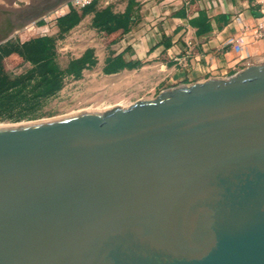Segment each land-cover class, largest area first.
<instances>
[{
  "label": "water",
  "instance_id": "water-1",
  "mask_svg": "<svg viewBox=\"0 0 264 264\" xmlns=\"http://www.w3.org/2000/svg\"><path fill=\"white\" fill-rule=\"evenodd\" d=\"M0 264H264V63L1 125Z\"/></svg>",
  "mask_w": 264,
  "mask_h": 264
},
{
  "label": "crops",
  "instance_id": "crops-1",
  "mask_svg": "<svg viewBox=\"0 0 264 264\" xmlns=\"http://www.w3.org/2000/svg\"><path fill=\"white\" fill-rule=\"evenodd\" d=\"M104 1L106 5L98 7L110 5L113 10V2L123 3L120 10H113L115 13H123L128 3V0ZM133 1L138 4L132 6L130 30L112 44L103 43L102 55L96 47L97 40L90 36L88 39H92V42L82 52L75 53L61 65L60 53L65 47L62 41H67V35L64 34L61 39L56 40V61L59 67L65 69L70 60L79 58L85 50L91 49L95 57V65L92 68L103 73L107 63L121 57L126 67L108 75L152 68L153 78L149 77L143 84L161 85L160 90H165L210 78L224 79L249 65L264 63V37H255L256 26L261 24L264 27L262 0ZM68 5L69 3H63L55 8L54 11L67 8L54 18L53 25L56 29V19L69 12ZM9 6L10 0H1L0 45L15 38L22 31L46 26L38 21L36 24L27 23L18 31L13 27L8 28V24L15 19L14 9ZM199 13H204L203 17H200ZM92 16L93 14L84 16L79 24L68 32L73 33L74 38L80 37L86 22L88 33L101 34L99 40L100 43L103 42L102 31L91 27ZM52 34L53 32L46 35ZM41 35L45 34L33 37ZM130 66L132 68H129Z\"/></svg>",
  "mask_w": 264,
  "mask_h": 264
},
{
  "label": "trees",
  "instance_id": "trees-1",
  "mask_svg": "<svg viewBox=\"0 0 264 264\" xmlns=\"http://www.w3.org/2000/svg\"><path fill=\"white\" fill-rule=\"evenodd\" d=\"M133 0H128L123 13H115L110 5L100 8L98 0L84 7H71L69 12L56 19L57 35L33 37V29L22 31L15 38L0 45V122L17 123L36 120L44 114L43 103L63 87L64 78H80L84 69L95 65L91 49L69 61L61 69L56 61V40L79 24L87 14H93L91 27L104 34L107 44L130 30ZM204 13H199L203 17ZM20 65L29 67L20 73L13 70ZM126 67L121 57L107 63L104 74H112ZM129 68H132L131 66Z\"/></svg>",
  "mask_w": 264,
  "mask_h": 264
},
{
  "label": "rangeland",
  "instance_id": "rangeland-1",
  "mask_svg": "<svg viewBox=\"0 0 264 264\" xmlns=\"http://www.w3.org/2000/svg\"><path fill=\"white\" fill-rule=\"evenodd\" d=\"M11 2L12 0H10L9 7H13L16 11L22 10L28 3L27 0H13V2ZM75 3L76 0H71L68 7H74ZM98 3L100 6L106 5L104 0H98ZM113 3V10L115 11L120 10L123 6L122 2ZM136 4H138V2H134L133 5L136 6ZM66 9V7H63L57 11L53 9L51 13H40L36 18L24 22L23 25L33 22L36 24L39 21L46 26L32 28L33 35L53 32L52 35L55 36L57 35V29L53 25L55 21L54 18L63 13ZM90 14L91 13L87 15ZM23 25L21 26L23 27ZM17 27L18 26L15 27V30ZM87 27L88 24L85 22L83 26L84 31L81 32L79 35L80 37L77 38L72 36L73 33L68 32L65 34V36L67 35V41H62L65 47L60 53L59 61L61 65H63L67 59L73 57L75 53L82 52L84 48L92 42V39H88L90 36H94L95 40H97L96 44H98L96 47L100 50V55H102L103 43L107 45L106 40L104 39L103 42L100 43L99 35L101 36V34H89L88 29H86ZM7 41H9V39ZM61 45L60 43L59 46ZM28 67V65H20L14 70L15 73H20L25 71ZM151 70L152 68H148L147 70L137 69L131 70L125 74L108 75L96 68L84 69L80 78H72L71 76L64 78L62 89L43 103L41 112L44 115L41 118L28 121L23 120L20 122L26 123L30 121L55 119L86 111H104L113 107L126 108L137 100L153 99L162 91L160 90L162 86H155L151 83L143 84L149 77L153 78ZM8 124L14 123L7 121L0 122V126Z\"/></svg>",
  "mask_w": 264,
  "mask_h": 264
},
{
  "label": "flooded vegetation",
  "instance_id": "flooded-vegetation-1",
  "mask_svg": "<svg viewBox=\"0 0 264 264\" xmlns=\"http://www.w3.org/2000/svg\"><path fill=\"white\" fill-rule=\"evenodd\" d=\"M71 0H27V6L22 10H14L15 19L8 24V28L21 26L24 22L36 18L40 13L48 12L63 3H69Z\"/></svg>",
  "mask_w": 264,
  "mask_h": 264
},
{
  "label": "built area",
  "instance_id": "built-area-1",
  "mask_svg": "<svg viewBox=\"0 0 264 264\" xmlns=\"http://www.w3.org/2000/svg\"><path fill=\"white\" fill-rule=\"evenodd\" d=\"M92 1L93 0H76V3H75L74 6H76L78 8L84 7L85 5H88ZM261 4L264 6V0L261 1ZM255 37L256 38L264 37V27L261 24H258L256 26Z\"/></svg>",
  "mask_w": 264,
  "mask_h": 264
}]
</instances>
